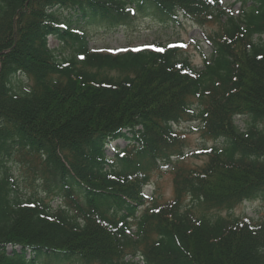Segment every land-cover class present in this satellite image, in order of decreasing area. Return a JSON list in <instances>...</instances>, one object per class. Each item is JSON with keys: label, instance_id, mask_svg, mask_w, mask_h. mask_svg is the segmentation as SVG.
Returning <instances> with one entry per match:
<instances>
[{"label": "trees", "instance_id": "16d2710c", "mask_svg": "<svg viewBox=\"0 0 264 264\" xmlns=\"http://www.w3.org/2000/svg\"><path fill=\"white\" fill-rule=\"evenodd\" d=\"M236 3L0 0V264H264V219L233 214L264 199V0ZM141 9L204 28V66L174 44L89 47V22L119 29ZM195 121L213 142L200 166L175 128ZM13 156L44 195L22 194ZM159 163L168 200L144 193Z\"/></svg>", "mask_w": 264, "mask_h": 264}, {"label": "rangeland", "instance_id": "374dc122", "mask_svg": "<svg viewBox=\"0 0 264 264\" xmlns=\"http://www.w3.org/2000/svg\"><path fill=\"white\" fill-rule=\"evenodd\" d=\"M219 1L226 7L227 11L234 14L238 13L239 3L235 4V0ZM180 22L181 24H166L161 21L153 10L141 9L137 12L134 20L127 24L126 27L111 30L102 23L89 22L86 25V32L90 39L89 47L91 49L111 53L115 51L151 48L157 43H177L184 46H182L183 52L190 58L192 64L200 69L204 66L205 59H209L212 53V47L205 37V29L182 18ZM204 27L207 30L215 28V26L210 25ZM262 38L264 39V35ZM58 44L56 39L51 36L48 37V45L51 48L57 47ZM65 47L64 54H67L70 52V47L69 45ZM248 123V117L238 116L236 118V124L241 129H244ZM175 128L185 133L184 136L187 144L185 148L186 156L183 162L190 166L204 164L207 160V155L203 154V148L211 146L213 142L211 140H203L198 130V122H185ZM126 145L127 143L124 140L114 141L108 146L107 154L112 157L115 151ZM13 157L14 159L11 160L13 165L12 170L19 180L22 194L29 195L36 193V195H44L39 182L28 174L25 164H19L16 162V160L18 161L17 156ZM160 169L152 173L151 185L146 187L144 191L148 195H151L153 192L162 200H168L172 196L171 166L165 165ZM51 204L55 207L58 204L57 199ZM215 213L223 216L226 214L225 211ZM233 214L237 216L247 215L256 220L264 219V199L244 201L234 208ZM40 264L59 263L42 259Z\"/></svg>", "mask_w": 264, "mask_h": 264}]
</instances>
